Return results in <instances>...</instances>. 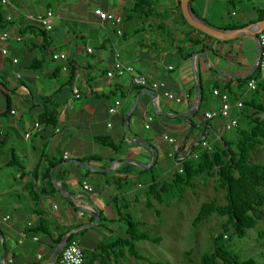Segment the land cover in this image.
<instances>
[{
    "label": "crops",
    "instance_id": "crops-1",
    "mask_svg": "<svg viewBox=\"0 0 264 264\" xmlns=\"http://www.w3.org/2000/svg\"><path fill=\"white\" fill-rule=\"evenodd\" d=\"M257 1L264 6V0L189 5L200 22L230 31L261 22ZM98 9L121 16V27L101 21ZM49 10L61 19L46 32L29 16ZM0 30L12 37L0 45V264H50L61 236L75 234L87 253L125 238L121 215L132 216L152 183L168 182L180 170L164 137L177 141L183 165L204 139L231 141L223 119L205 118L221 109L215 90L229 93L234 105L261 98L260 86L248 88L258 75L257 40L221 41L200 32L185 18L182 0H10L0 2ZM56 53L67 54L68 62L53 60ZM117 53L166 88L152 96L134 87L130 75L109 79ZM165 91L182 103L166 99ZM117 101L121 107L112 115ZM97 214L99 224L88 228Z\"/></svg>",
    "mask_w": 264,
    "mask_h": 264
},
{
    "label": "trees",
    "instance_id": "trees-1",
    "mask_svg": "<svg viewBox=\"0 0 264 264\" xmlns=\"http://www.w3.org/2000/svg\"><path fill=\"white\" fill-rule=\"evenodd\" d=\"M259 13L261 15L259 21H264V11ZM259 90L261 94L264 93V83L260 85ZM240 120H248L249 128L239 132L237 152H233L231 143L222 137L223 146H220L221 148L215 151L210 150V147H203L202 150L200 148V151L194 154L197 158H194L192 154V157L184 161L183 172L175 173L173 182H154L150 185L147 193L148 204L151 203L152 199L163 203L174 192L183 193L186 188H194V180L198 177L219 178L218 182L221 187L227 191V204L225 206H217L214 203L203 204L195 219V224L198 225L215 214L227 217L229 221L225 226V233L214 239V253L205 255L201 264H216L217 261H221L223 264H255L252 260L243 261L240 255L231 251L225 245L224 237L233 230L240 238H244L248 230L254 229L258 225V221L264 216L258 211V208L264 207V195L261 192V189L264 188V168L249 165L252 152L264 143L263 101L261 100L259 104L254 101L244 105L238 115L239 124ZM98 141L117 151V148L110 142L108 143L103 139ZM204 142L206 139L201 142L200 147ZM87 161L89 162L91 159ZM158 214L160 213L158 212ZM121 216L127 226L126 237L99 245L95 251L89 252L87 256L84 252L85 264H120L119 255L123 256L125 248L128 249L131 257L146 260L139 253L137 243L159 244L162 242L161 237L154 238L149 233L141 231V223L135 221L132 216ZM75 236L72 234L69 242L75 240ZM63 239L64 236H61L56 241V247L61 244ZM111 255L114 256V259ZM148 262L149 264H163L150 260Z\"/></svg>",
    "mask_w": 264,
    "mask_h": 264
},
{
    "label": "rangeland",
    "instance_id": "rangeland-1",
    "mask_svg": "<svg viewBox=\"0 0 264 264\" xmlns=\"http://www.w3.org/2000/svg\"><path fill=\"white\" fill-rule=\"evenodd\" d=\"M261 5L257 1V8L263 10L264 6ZM261 98L258 104L261 100L264 103V93L261 94ZM248 128V120H240L239 128L229 132L227 137H232L230 143L233 152H237L239 132ZM223 138L218 143L210 142V150L215 151L221 148ZM249 165L264 168V143L252 152ZM181 169L182 167L180 170L177 169L176 173L181 172ZM174 176L170 177L168 182H173ZM218 180L217 177H198L194 180V188H186L183 193L174 192L163 203L152 199L148 204L147 192L144 191L145 198L130 209V212L135 221L141 223V231L149 233L154 238L161 237L162 242L159 244L137 243L139 253L146 260L131 257L128 249L125 248L123 256L119 255L120 264H149L148 260L163 264H201L205 255L213 254L214 239L225 233L228 218L215 214L198 225L195 224V219L205 203H214L217 206L227 204V191L221 187ZM261 192L264 195V188ZM258 211L264 215V207L258 208ZM224 243L231 251L240 255L243 261L252 260L255 264H263L264 216L254 229L248 230L244 238H240L235 231L231 230L225 235ZM85 254L87 256L89 253L85 252ZM111 257L114 259L113 255ZM216 264L223 263L217 261Z\"/></svg>",
    "mask_w": 264,
    "mask_h": 264
},
{
    "label": "built area",
    "instance_id": "built-area-1",
    "mask_svg": "<svg viewBox=\"0 0 264 264\" xmlns=\"http://www.w3.org/2000/svg\"><path fill=\"white\" fill-rule=\"evenodd\" d=\"M1 4L3 6H8L10 5V0H0ZM95 15L103 22H108L114 27H121L123 24V18L119 15L116 14H111V13H106L103 12L102 10H96ZM12 18H9L11 20ZM29 19L33 21L35 24H37L41 29H43L46 32H51L54 30L56 21L61 19V16L56 15L53 11L49 10L45 14H41L38 16L31 15L29 16ZM121 34L122 32H118ZM12 39L11 35L7 31H2L0 30V45L1 43L10 41ZM18 42L22 41L21 37L17 38ZM260 46H261V55H260V60L257 64V70H258V75L255 76L248 84V88L250 91H256L258 90L259 86L264 83V32L260 35ZM89 53H92V49H88ZM1 52L4 56L9 55V51L6 47L1 48ZM53 60L55 61H62V62H68L69 58L67 54L65 53H56L53 54L52 56ZM116 63L114 66V69L110 72L107 73V77L109 79H114L116 77H124L126 75H130L131 77V82L134 87L139 88V89H151L155 92H158L161 89L166 88V84L163 82H156L150 80L147 76L139 74L136 72V70L124 64L121 59H120V54L117 53L116 55ZM15 64L18 63V60H13ZM64 71H69L68 67L64 68ZM19 77V76H18ZM74 94L76 98H81L80 91L78 88H74ZM214 95L218 97L222 103L221 109L217 111H212L208 112L205 115V118L209 121H212L216 118H221L225 121V129L226 131H232L235 128L239 127V121L237 118H235V111L236 110H241L244 108V103L242 101H237L236 104H232L231 102V97L229 93H223L219 90L214 91ZM164 96L166 99L169 101H173L176 103H182V99L178 98L176 95L172 94L169 91L164 92ZM121 102L117 101L116 102V107L111 108L110 114H116L121 107ZM16 112H12V114H15ZM152 119L149 120L151 122ZM36 128L39 129L40 125H36ZM1 133V132H0ZM165 141H167L169 144L174 146V152L172 154V157L176 158V161L180 167H182V161L177 159L178 156V150L179 146L177 144V141L174 138H171L169 136L164 137ZM204 148H209V145L204 142L203 143ZM197 158V156H196ZM65 159H68V155L65 156ZM181 172L182 169H181ZM84 190L93 193L94 189L87 183H84L83 186ZM26 236V235H25ZM24 236V237H25ZM35 241H39V238H34ZM58 264H85V254L80 246L79 242L76 240H73L71 242L68 241V244L64 247V249L61 252V255L58 259ZM13 262H9L7 264H12ZM6 264V263H4Z\"/></svg>",
    "mask_w": 264,
    "mask_h": 264
},
{
    "label": "water",
    "instance_id": "water-1",
    "mask_svg": "<svg viewBox=\"0 0 264 264\" xmlns=\"http://www.w3.org/2000/svg\"><path fill=\"white\" fill-rule=\"evenodd\" d=\"M190 1L191 0H182V8H183V13L185 18L187 19L188 23L196 28L197 30H199L200 32H203L204 34L214 38V39H218L221 41H232V40H237L240 38H243L245 36H249L254 38L255 40H257L258 44H259V54H258V61L257 64L260 60V55H261V46H260V35L264 32V21H261L259 23H256L252 26H248L242 29H237V30H230V31H217L214 30L213 28L207 26L206 24L200 22L199 20H197L191 13L190 11ZM257 64H256V69H257ZM200 80V78H199ZM145 92L151 94L152 96H156L157 92L150 90V89H146L144 90ZM199 92H200V100L202 99V88H199ZM197 109V108H196ZM190 115V114H189ZM184 117V116H182ZM127 120H129V116H127L126 118ZM128 124L126 122V131L128 132ZM145 147H147L148 149L152 150L155 153V159L157 158V152L148 144H144ZM73 164H77V165H81V166H85L90 168V166L88 164H85L81 161H72ZM101 218L100 215L97 214L95 216V222L92 225L87 226L88 228H94L96 227L99 222H100ZM69 238L64 239L61 244L58 246L57 250L55 251L52 259H51V263L50 264H56L62 250L64 249V247L68 244Z\"/></svg>",
    "mask_w": 264,
    "mask_h": 264
}]
</instances>
